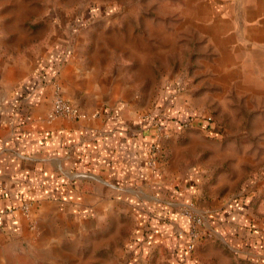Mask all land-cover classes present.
<instances>
[{"label": "rangeland", "instance_id": "1", "mask_svg": "<svg viewBox=\"0 0 264 264\" xmlns=\"http://www.w3.org/2000/svg\"><path fill=\"white\" fill-rule=\"evenodd\" d=\"M219 11L210 0H0L1 60L33 61L57 44L85 88L101 86L93 99L136 94L142 115L161 107L168 121L180 116L182 128L160 136L172 142L160 163L174 157L181 175L198 169L204 196L219 202L253 194L252 229L226 243L208 235L215 249L182 261L152 230L136 244L139 215L126 211L77 232L33 222L0 240V264H264V36L245 35L258 22L213 20Z\"/></svg>", "mask_w": 264, "mask_h": 264}, {"label": "crops", "instance_id": "2", "mask_svg": "<svg viewBox=\"0 0 264 264\" xmlns=\"http://www.w3.org/2000/svg\"><path fill=\"white\" fill-rule=\"evenodd\" d=\"M224 2L233 7L221 9ZM210 4L223 14L213 20L258 22L251 27L259 32L245 35L264 36V0ZM61 50L56 44L45 53L48 56L43 53L33 61L0 59V240L27 234L33 222L77 232L131 211L139 215L136 244L146 238L145 229L152 230L151 237L168 244L171 255L182 261L193 252L186 248L187 220L179 212L183 205L194 204L207 218L208 234L224 243L243 226L252 229L247 210L252 192L222 203L204 196L205 177L198 169L181 175L175 158L169 156L161 163L158 158L155 166L149 164L151 144L159 146L160 157L172 143L160 136L182 128L176 118L168 121L159 106L151 115H142L145 109L136 94L93 99V91L95 97L103 94L101 86L85 88L79 65L70 61L71 53ZM104 80L107 91L108 78ZM55 82L81 109V118H49ZM159 115L165 128L157 123ZM29 201L30 213L25 216L21 206ZM159 221L168 229L157 227ZM208 239L197 243V255L215 249Z\"/></svg>", "mask_w": 264, "mask_h": 264}, {"label": "built area", "instance_id": "3", "mask_svg": "<svg viewBox=\"0 0 264 264\" xmlns=\"http://www.w3.org/2000/svg\"><path fill=\"white\" fill-rule=\"evenodd\" d=\"M48 116L50 119L55 117H68L78 119L83 116L81 109L71 100L66 98L59 83L55 82L53 105ZM159 146L154 143L149 147V164L155 166L159 156ZM32 202H24L21 211L29 216ZM180 214L187 220L186 248L189 252L194 251L197 243L208 236L206 219L194 204L185 205L180 210Z\"/></svg>", "mask_w": 264, "mask_h": 264}, {"label": "trees", "instance_id": "4", "mask_svg": "<svg viewBox=\"0 0 264 264\" xmlns=\"http://www.w3.org/2000/svg\"><path fill=\"white\" fill-rule=\"evenodd\" d=\"M194 118V117H193ZM175 119V118H174ZM177 120H178V122L180 123V125H183L182 124V120H181V118L180 117H178V118H176ZM197 119V118H196ZM195 119V120H196ZM194 119H193V121H195ZM190 121H192V119L190 120ZM205 121V120H204ZM209 125V124H208ZM207 126V125H206Z\"/></svg>", "mask_w": 264, "mask_h": 264}]
</instances>
